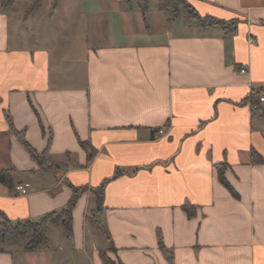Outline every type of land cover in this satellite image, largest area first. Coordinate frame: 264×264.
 I'll return each instance as SVG.
<instances>
[{"label": "crops", "instance_id": "crops-1", "mask_svg": "<svg viewBox=\"0 0 264 264\" xmlns=\"http://www.w3.org/2000/svg\"><path fill=\"white\" fill-rule=\"evenodd\" d=\"M186 1L232 27L159 0L0 7V170L12 169L0 223L37 220L85 187L69 237L50 223L33 251L5 241L0 264H264V0ZM6 116L60 166L41 170Z\"/></svg>", "mask_w": 264, "mask_h": 264}, {"label": "trees", "instance_id": "trees-1", "mask_svg": "<svg viewBox=\"0 0 264 264\" xmlns=\"http://www.w3.org/2000/svg\"><path fill=\"white\" fill-rule=\"evenodd\" d=\"M15 0H0V7L4 11L7 8L11 7L13 5ZM171 0H159V7L162 8L168 4V2ZM187 3V1H186ZM38 5V1H35L29 9V11L33 10L34 6L36 7ZM173 9V13L176 14L179 11L174 6L171 7ZM186 14L188 17L196 20V22L200 26H207V25H221L224 28L230 29L233 24L231 23L216 19L209 16H199L194 9L187 3L184 7ZM255 93L264 94V89H260L258 91H255ZM257 100L259 101V96L257 97ZM256 107V104L254 105ZM9 131L19 140V142L23 145V147L27 150L30 157L33 158L37 163L41 170H50L54 171V168L59 167L60 165L55 162H49L48 158L46 156L45 152L38 153L35 149H33L27 141L23 137V131H18L14 128L13 124L11 123L8 116H6ZM81 147L87 152V156L91 158L94 154V149L87 143L80 141ZM251 155L253 157V160L261 161L260 158H257V153L255 151L251 152ZM11 172L12 169H2L0 170V182L5 183L8 186H12V180H11ZM218 177L219 181L229 190V192L234 196L238 197L237 193L234 191V189L229 185V183L225 180L223 176V167L222 165H219L217 167ZM85 190V187H72V194L69 198L66 206L60 210L51 211L37 220H18L15 222H10L7 219H4L0 223V244L4 240H15L18 239L22 235H27V239L24 243L23 249L25 251H33L35 250L39 245L47 244L48 238L46 235V229L48 223H60L63 227V230L65 232V235L69 237L71 235V213L72 208L76 202L77 197L79 194ZM94 196H95V211L101 212L102 206H101V200H102V185L97 187L94 190ZM184 211L188 214H192L193 207H189L187 205L183 206ZM111 248V247H110ZM1 250V246H0ZM114 262L110 259H105L104 264H113Z\"/></svg>", "mask_w": 264, "mask_h": 264}, {"label": "rangeland", "instance_id": "rangeland-1", "mask_svg": "<svg viewBox=\"0 0 264 264\" xmlns=\"http://www.w3.org/2000/svg\"><path fill=\"white\" fill-rule=\"evenodd\" d=\"M186 0H171V1H169L168 2V6L170 7V8H168L169 9V15L171 16L172 14H174L173 13V9L171 8L172 6H174L175 5V7L177 8V10L178 11H180V10H183L184 11V13L186 14V11H185V9H184V7L186 6ZM8 9V8H7ZM35 9V6H34V8H33V10ZM32 10V11H33ZM9 13H10V10H9ZM61 13V10H59V12H57L56 14H54V16H55V18H58L59 17V14ZM187 15V14H186ZM157 23H154L153 22V25L155 26V27H159V25H160V23L158 22V20L156 21ZM57 23H58V21H56V19L53 21V23H52V25H53V27L55 28V27H57ZM89 41L90 42H92V38H91V36H89ZM50 223H48L47 224V227H48V225H49ZM46 234H47V229H46ZM28 235V234H27ZM27 235H22V236H20L19 238H18V240L15 242V243H17L18 244V246L19 247H21V246H24V243H25V241H26V239H27ZM5 241H8V240H4L1 244H0V246L2 247V248H5L6 246H8L9 245V242L7 243H5Z\"/></svg>", "mask_w": 264, "mask_h": 264}, {"label": "built area", "instance_id": "built-area-1", "mask_svg": "<svg viewBox=\"0 0 264 264\" xmlns=\"http://www.w3.org/2000/svg\"><path fill=\"white\" fill-rule=\"evenodd\" d=\"M239 72L241 74H244L247 72V70L245 68H240ZM259 101L260 102H264V95H260L259 96ZM158 133H162V130H158ZM30 188V184L28 182L25 183H19V184H15L14 185V191L18 194V195H26L29 191Z\"/></svg>", "mask_w": 264, "mask_h": 264}]
</instances>
